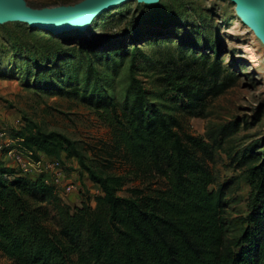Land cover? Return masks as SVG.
<instances>
[{
	"label": "trees",
	"instance_id": "obj_1",
	"mask_svg": "<svg viewBox=\"0 0 264 264\" xmlns=\"http://www.w3.org/2000/svg\"><path fill=\"white\" fill-rule=\"evenodd\" d=\"M159 66L162 89L154 92L133 76L123 102L98 86L89 91L92 70L87 68L80 96L111 129V142L100 148L106 163L94 165L74 139L28 118L10 132L35 158L39 152L77 157L102 192L71 205L42 177L0 160V252L13 264H264V163L251 164L258 157L250 151L235 157L240 165L251 161L253 193L245 231L230 241L228 185L210 186L217 181L215 154L233 129L196 135L167 109L170 105L153 99L170 98L173 110L204 116L210 98L231 86L235 73L219 57L210 61L183 52L170 53ZM74 90L79 94L78 87ZM117 162L128 171H106ZM131 175L141 185L125 188Z\"/></svg>",
	"mask_w": 264,
	"mask_h": 264
},
{
	"label": "rangeland",
	"instance_id": "obj_2",
	"mask_svg": "<svg viewBox=\"0 0 264 264\" xmlns=\"http://www.w3.org/2000/svg\"><path fill=\"white\" fill-rule=\"evenodd\" d=\"M25 1L44 7L80 0ZM179 52L210 61L219 57L236 76L223 93L210 98L204 116L183 115L171 108L170 98H153L170 105L167 109L186 120L196 135L207 136L224 126L233 129L215 154L217 181L210 187L228 185L227 237L236 241L247 226L253 193L247 170L251 161L240 165L237 159L250 151L258 157L251 164L264 163V43L231 0H128L97 15L88 30L62 34L22 21L0 23V126L10 133L28 118L45 131L65 133L96 165L105 154L100 148L111 142V129L100 112L82 100L83 89L98 86L123 102L136 76L150 90L160 91L159 61ZM88 67L92 75L85 87ZM62 158L77 184L74 192L60 195L66 203L81 205L102 193L77 157L63 152ZM106 171L124 173L128 168L117 162ZM132 179L133 175L125 188L141 185V179ZM0 264L13 263L0 252Z\"/></svg>",
	"mask_w": 264,
	"mask_h": 264
},
{
	"label": "water",
	"instance_id": "obj_3",
	"mask_svg": "<svg viewBox=\"0 0 264 264\" xmlns=\"http://www.w3.org/2000/svg\"><path fill=\"white\" fill-rule=\"evenodd\" d=\"M128 0H80L74 4L32 7L25 0H0V23L22 21L33 27L62 34L88 30L94 18ZM153 3L159 0H138ZM242 20L264 43V0H231Z\"/></svg>",
	"mask_w": 264,
	"mask_h": 264
},
{
	"label": "built area",
	"instance_id": "obj_4",
	"mask_svg": "<svg viewBox=\"0 0 264 264\" xmlns=\"http://www.w3.org/2000/svg\"><path fill=\"white\" fill-rule=\"evenodd\" d=\"M0 160L5 165L15 167L26 175L42 177L55 187L59 195L70 194L77 188L70 177L63 158L39 152L35 158L32 152L23 151L16 145V140L4 127L0 126Z\"/></svg>",
	"mask_w": 264,
	"mask_h": 264
}]
</instances>
